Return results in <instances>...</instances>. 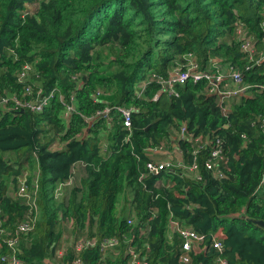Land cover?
Masks as SVG:
<instances>
[{"label": "trees", "instance_id": "16d2710c", "mask_svg": "<svg viewBox=\"0 0 264 264\" xmlns=\"http://www.w3.org/2000/svg\"><path fill=\"white\" fill-rule=\"evenodd\" d=\"M241 23L262 50L264 0H0V207L10 234L28 209L16 195L19 177L28 165L39 174L27 180L31 188L38 180V215L33 231L20 233L22 260L44 264L56 253L57 264H181V239L168 238L173 218L206 235L207 248L188 264H216L219 255L264 264V228L254 222L264 221V62L243 50ZM189 52L204 68L236 66L249 95L225 111L205 80L162 92L152 73L168 77ZM39 90L56 93L42 112L17 105ZM67 104L75 107L68 116ZM120 107L134 108L130 129ZM184 125L192 135L177 148L196 174L152 172L154 149L172 148ZM201 135L223 141L221 177L207 166L216 141L200 143ZM218 230L222 253L212 244ZM73 233L83 247L58 255ZM109 239L117 240L111 251ZM0 253H11L4 238Z\"/></svg>", "mask_w": 264, "mask_h": 264}, {"label": "built area", "instance_id": "2783aa9c", "mask_svg": "<svg viewBox=\"0 0 264 264\" xmlns=\"http://www.w3.org/2000/svg\"><path fill=\"white\" fill-rule=\"evenodd\" d=\"M264 25V24H263ZM236 34L242 41L243 50L246 54L251 58V60L255 61L256 64H260L264 62V48L259 50L255 46L256 38L255 35L247 30L246 26L241 23L237 30H235ZM185 62L182 65H177L172 73L168 77L163 75H159L157 73H153L151 76V81L157 80L162 89L161 91H167L170 94H175L177 91L175 90V86L177 84H185L189 80L193 82H199L202 80L207 81V89L210 93L217 94L220 97L221 104H224V110L226 111L229 108V102L233 99L240 98L243 95H249V85L244 82L243 74L238 68L231 63L222 62L221 60H217L215 62L213 68H204L201 66L199 61L196 59L195 55L192 52H189L184 56ZM219 61V62H218ZM223 63H228L226 67L221 66ZM33 70V66L31 64L25 65L24 69L19 74V80H26L30 73ZM32 87L30 85L25 86V92L27 94L32 93ZM56 97L55 91H50L48 93L42 92L39 90L36 95L32 97L29 101H21L17 100V105L19 106H28L32 110L36 112H42L51 100V98ZM158 95L154 96L156 100ZM7 101L6 99L3 100ZM133 107H120L124 114V125L127 129L131 127V114L133 111ZM74 110L73 106H68L66 115H69L71 111ZM109 108H106L102 113L105 115L109 112ZM187 128L184 125L181 128V131L178 134V139L189 140L192 134H188L186 132ZM246 137L245 134H243ZM196 140L201 142H208V144H213L210 141L215 139H211L208 136H198ZM216 145L213 144L210 149V156L207 160L208 168L212 169L215 175L222 176L221 166H225L227 160L225 158V154L220 145L223 143L221 138H216ZM207 144V145H208ZM164 146V145H163ZM163 146L156 148L154 150L162 149ZM172 165L169 161H164L161 163L152 162L148 165L150 170L154 173H159L160 170L165 168H170ZM178 166H182L187 168L188 172H194L198 169V166L195 163H191L189 166L184 165L182 162L178 163ZM28 188V192L25 191V187L23 186L21 189L18 188L16 195L24 198L25 204L27 205V213L25 215L24 221L19 225L16 234H10L9 230L4 226V221L2 217V209L0 207V238H4L8 245L10 246L11 253L10 254H1L0 253V264H32L22 260L19 255L21 253V249L19 247L20 244V233L30 234L37 221V198L38 197V181L32 185V189L27 185V179L23 180ZM22 181V182H23ZM22 184V183H21ZM173 227L172 231H176L181 239L180 245V263L188 264L191 261V253L192 251H198L200 247L207 248L204 244L206 235L196 232L194 229L186 226H182L177 222H172ZM171 236V235H170ZM171 238V237H170ZM77 248L80 249L83 247L82 241L76 243ZM212 244L218 252L222 253L224 250L223 243L220 237L216 235L212 238ZM117 245L116 239L106 240L104 247H110V250ZM132 252V250L130 249ZM80 259H77L74 264H80ZM44 264H47L45 262ZM129 264H145L139 258H132ZM216 264H227L225 258L221 255L217 257Z\"/></svg>", "mask_w": 264, "mask_h": 264}, {"label": "crops", "instance_id": "0c3cea01", "mask_svg": "<svg viewBox=\"0 0 264 264\" xmlns=\"http://www.w3.org/2000/svg\"><path fill=\"white\" fill-rule=\"evenodd\" d=\"M64 146H65V143H64V142H61V143L55 145L53 148L58 147V148L62 149V148H64ZM165 147H168V146H163L162 149H158V150H154V151H153L152 156H153V158H154L156 161L170 160L171 157H170L169 155H167V152L165 151ZM106 148H107V144H105V149H106ZM169 148H170V147H169ZM171 149H172V150H175V149H176V148H175V145H173ZM162 152H165L166 155L164 156ZM166 157H167V158H166ZM171 159H172V158H171ZM37 173H38V170H36V174H37ZM38 176H39V174L35 175L34 177H35V178H38ZM79 178H80V176L78 175L77 177H74L73 179L76 180V179H79ZM70 181H71V180H70ZM70 181L67 183V185L70 184ZM57 189H58V191L56 192ZM64 189H65V188H64ZM65 190H66V189H65ZM55 192H56V194H57V196H58V197H56V198H59L60 196H62V194H63L62 186H61V185L59 186V184H58V185L54 188V194H55ZM219 234L222 235V234H223V231L220 230V231H219ZM73 243H74V242H73ZM68 245H70V240L67 238V236H62V237H61V246H62V248H63L64 251H66L67 248H69ZM71 245H72V244H71ZM56 252H58L57 249H56ZM63 253H64V252H61V255H62ZM55 254H56V253H55ZM55 254H53V255H51L49 258H47L45 262H47V263L50 262V260L52 259L53 256H55Z\"/></svg>", "mask_w": 264, "mask_h": 264}, {"label": "rangeland", "instance_id": "374dc122", "mask_svg": "<svg viewBox=\"0 0 264 264\" xmlns=\"http://www.w3.org/2000/svg\"><path fill=\"white\" fill-rule=\"evenodd\" d=\"M31 8L32 9H35V7H34V5H32L31 6ZM219 62V61H218ZM228 63H223L221 66H223V67H226V65H227ZM165 151L167 152V155H169L171 158H172V160H171V162L172 163H174L175 161L173 160L174 158H176V157H178L179 156V154H181V152L178 150V149H175V150H172L171 148H169V147H165ZM163 153V155L165 156L166 155V153L165 152H162ZM167 158V157H166ZM170 158V159H171ZM30 172H32L33 174H36V171H34V170H32V168L28 165L25 169H23V174L19 177V183H18V186L20 187V189L24 186L25 187V191H27L28 192V188H27V186H26V184H25V181H23V180H25L26 178H27V180H28V176L30 175V174H32V173H30ZM23 181V182H22ZM22 183V184H21ZM30 189H32L31 187H29ZM13 194V193H12ZM67 238L70 240V245L73 243V242H75V243H77V242H79V240L77 239V236L73 233L71 236H67ZM57 254L58 255H61V252H64V250H63V248H62V246L60 245L58 248H57ZM111 251V250H110ZM109 251V252H110ZM47 264H57V263H53V262H48Z\"/></svg>", "mask_w": 264, "mask_h": 264}, {"label": "clouds", "instance_id": "9594fccd", "mask_svg": "<svg viewBox=\"0 0 264 264\" xmlns=\"http://www.w3.org/2000/svg\"><path fill=\"white\" fill-rule=\"evenodd\" d=\"M246 28H247V30H249L248 29V27L246 26ZM255 38H256V36H255ZM256 42H257V39H256ZM256 42H255V46H256ZM256 48L258 49V47L256 46ZM153 74V73H152ZM152 76V75H151ZM46 93V92H45ZM68 106H73L74 107V105H71V104H67V108H68ZM73 111H75V107H74V110ZM73 111H71V112H73ZM66 112H67V109H66ZM66 112H65V114H66ZM71 112L69 113L70 115H71ZM66 116H68V115H66ZM180 132V131H179ZM186 132H187V130H186ZM178 134L179 133H177L175 136H176V138H175V142L173 143L174 145H175V148L176 149H178L180 152H181V154H179V156L178 157H176V158H174L173 160L175 161L174 163H172L171 162V160L172 159H170V160H164V161H169V162H171L172 163V165L170 166V168H165V169H162L161 171H170L171 169L173 170V168L174 167H182V166H178V163L179 162H182L184 165H186V163H185V159H184V157H183V155H182V151L179 149V148H177V142H176V140H178ZM216 138H220V137H215V138H211V139H215L216 140ZM164 146H168V145H164ZM164 161H157L156 163H161V162H164ZM186 166H189V165H186ZM183 169L185 170V172H186V174L188 175V176H191V175H195V173L194 172H191V173H189L188 172V170H187V168H185V167H183ZM27 179V178H26ZM38 181V180H37ZM164 182V181H163ZM34 184V183H33ZM61 186L63 185V184H60ZM59 185V186H60ZM19 188V187H18ZM18 190V189H17ZM17 190H16V192H17ZM58 191V189L56 190V192ZM56 192H55V196L56 197H58L57 196V194H56ZM172 222H177L178 224H180V225H182V226H186V225H184V224H182V223H180L178 220H175V219H173V218H170V221H169V232H168V238H170L171 236V234L173 233V232H176V231H172V229H173V227L171 226L172 225ZM187 227V226H186ZM219 231L220 230H218V232H217V234H216V236L217 237H223V234L222 235H220L219 234Z\"/></svg>", "mask_w": 264, "mask_h": 264}, {"label": "water", "instance_id": "95a60500", "mask_svg": "<svg viewBox=\"0 0 264 264\" xmlns=\"http://www.w3.org/2000/svg\"><path fill=\"white\" fill-rule=\"evenodd\" d=\"M254 222L259 224L261 227L264 228V221L263 220H255Z\"/></svg>", "mask_w": 264, "mask_h": 264}]
</instances>
